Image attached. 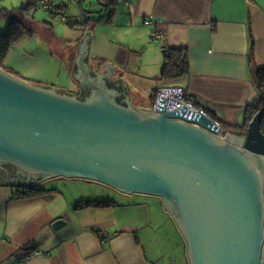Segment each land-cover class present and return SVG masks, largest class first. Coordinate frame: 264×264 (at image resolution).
Returning a JSON list of instances; mask_svg holds the SVG:
<instances>
[{"label":"water","instance_id":"obj_1","mask_svg":"<svg viewBox=\"0 0 264 264\" xmlns=\"http://www.w3.org/2000/svg\"><path fill=\"white\" fill-rule=\"evenodd\" d=\"M92 37L82 39L72 73L94 94L84 99L0 68V164L42 182L81 179L161 199L188 264H264L262 113L230 134L185 106L166 111L163 96L154 109L136 108L124 80L90 70Z\"/></svg>","mask_w":264,"mask_h":264},{"label":"crops","instance_id":"obj_2","mask_svg":"<svg viewBox=\"0 0 264 264\" xmlns=\"http://www.w3.org/2000/svg\"><path fill=\"white\" fill-rule=\"evenodd\" d=\"M82 1L74 11L63 0L59 3L68 19L80 22L88 18ZM114 16L111 24L69 29L67 40L57 33L41 36L44 48L51 52L54 74L66 76L59 82L55 76L48 87L80 98L94 95L85 83L82 89L72 74L81 41L93 32L90 70L112 81L124 80L132 106L151 110L158 90L174 86L195 97L198 106L222 124H243L245 109L258 95L254 72L264 69V0H129ZM46 23L56 32L54 24ZM30 24L34 33L36 21ZM153 32L166 38L154 42L162 53L152 45ZM35 38L21 39L18 59L29 54ZM163 47L188 49L191 74L175 85L160 81ZM149 52L160 57L154 77L143 63ZM132 64L139 68L132 71ZM18 187L0 181V264H188L181 232L177 229L182 239L177 243V232L167 220L169 212L157 197L118 192L125 201L110 200L108 207H77L82 200L77 204L66 200L58 189L25 197ZM57 219L66 224L53 229ZM36 252L43 255L30 259Z\"/></svg>","mask_w":264,"mask_h":264},{"label":"rangeland","instance_id":"obj_3","mask_svg":"<svg viewBox=\"0 0 264 264\" xmlns=\"http://www.w3.org/2000/svg\"><path fill=\"white\" fill-rule=\"evenodd\" d=\"M60 1V0H59ZM58 1V2H59ZM29 2L28 0H0V11H4L6 9L8 10H13V9H18L23 6V4H27ZM63 2L70 7V11H74L75 8H79V2L78 0H63ZM82 5L85 6V10L88 11V13L93 12L92 16H95L94 12L100 11V7L96 4L95 0H83ZM69 14V13H68ZM1 15V14H0ZM31 15L32 19L35 20V29L34 33L35 35H32V38L36 37L35 39H32L30 42L29 46V54L25 55L23 60L18 59L17 57L20 53L19 49L20 48V41L16 44L17 47L12 51L9 55V60H6L5 65L6 67L10 68V66L15 71V73L18 74V76L26 81H29L32 84H37L43 87H47L48 85H51L53 81H55V76L58 79L57 82L59 81H64L63 79L66 78L65 74L63 77H59V74L56 72L55 68H53L50 65V60H49V54L51 56V52L46 50L44 47V44L41 43L42 38H47L51 37L53 33H57L60 39L67 40V37L69 36L70 33L68 30H72L73 28L67 26L62 22V19L59 17H53V15L47 13L44 10H35L33 8L31 10ZM34 17V18H33ZM6 17L0 16V32L6 33L3 31V27L6 25H9V22H6L5 20ZM47 22L52 23L55 25L54 29L56 32H52L50 28H52L50 25H47ZM30 28L32 29V26L30 23H28ZM44 28H43V26ZM42 27V28H41ZM46 27H49L47 29ZM153 47L155 46L160 50V44L159 43H153ZM50 52V53H49ZM54 52V51H53ZM162 53V51L160 50ZM160 53V54H161ZM69 57V54L66 55ZM20 58V57H19ZM9 63H8V62ZM160 61L159 55L154 52H149L146 55V58L144 59V67L148 66L147 73L150 74L152 77L155 76V74L158 73V63ZM139 68V64L135 66V64H132L131 69ZM177 84L176 82L174 83H167V85H175ZM168 87H174V86H168ZM164 88V87H163ZM156 107V106H155ZM154 109V108H153ZM43 183V182H42ZM43 189H58L59 191L62 192L64 198L66 200H74L75 204H77L78 201L80 200H89V199H101V197L104 200H117L120 202L125 201L126 198L122 197V195H119L118 191H116L114 188H111L110 186H107L102 183H96L93 181H84L81 179H76V180H52L50 182L44 183L42 185ZM169 214V213H168ZM167 216V215H166ZM170 216V214H169ZM167 216L168 222L173 226V232H177V243L181 242L182 239L180 236L179 231L177 230L178 226L174 220L171 219V216ZM170 226V225H169ZM175 226V227H174ZM171 227V226H170Z\"/></svg>","mask_w":264,"mask_h":264},{"label":"trees","instance_id":"obj_4","mask_svg":"<svg viewBox=\"0 0 264 264\" xmlns=\"http://www.w3.org/2000/svg\"><path fill=\"white\" fill-rule=\"evenodd\" d=\"M129 0H95L96 4L100 7V11L94 12L95 16H92L93 12L87 13L88 18L85 21L74 22L68 20L67 25L71 28H92L93 24H111L116 10L122 5V2ZM35 8L33 0L27 2V4L15 10L0 11V16L8 18L9 26L6 33L0 32V68L9 74H13L19 77L14 70L7 68L5 62L9 51L13 45H16L25 36L31 37L34 33L29 24L32 19L31 10ZM92 19L94 21H92ZM92 21V23H91ZM164 64L160 70V81L164 83H174L180 81L182 78L190 76V65L188 61V49L183 47H167L163 51ZM20 78V77H19ZM254 82L257 87V97L253 103L248 105L244 111L243 124H223L225 131L243 133L247 131L249 124L255 119V116L261 112V130L264 134V69H256L254 72ZM158 94V93H157ZM157 100V96L155 97ZM157 102V101H156ZM198 105V103H197ZM207 112V111H206ZM208 113V112H207ZM208 115L216 120L214 116ZM217 121V120H216ZM221 123V122H220ZM18 193L25 197H35L40 194L46 193L47 190L41 186H28V188L18 189ZM113 201L101 199H89L82 200L78 203L77 207H101L112 206Z\"/></svg>","mask_w":264,"mask_h":264},{"label":"built area","instance_id":"obj_5","mask_svg":"<svg viewBox=\"0 0 264 264\" xmlns=\"http://www.w3.org/2000/svg\"><path fill=\"white\" fill-rule=\"evenodd\" d=\"M33 2L37 10H44L53 16L59 17L60 19H62V21L68 22L69 19L66 16V12L63 9V7H61L58 0H33ZM150 39L151 42L154 43V42H165L166 38L162 33L153 32ZM163 49L165 50L166 47H163ZM161 96L169 99L165 107L166 111H174L176 109L185 106L186 108L196 111L203 116L206 115L209 116L208 113L205 111V109H202L197 105L196 98L189 96L188 93H186L182 88H176V87L160 88L157 94V99H158L157 103L159 102ZM42 255H43L42 252H36L30 256V259L37 258Z\"/></svg>","mask_w":264,"mask_h":264},{"label":"flooded vegetation","instance_id":"obj_6","mask_svg":"<svg viewBox=\"0 0 264 264\" xmlns=\"http://www.w3.org/2000/svg\"><path fill=\"white\" fill-rule=\"evenodd\" d=\"M87 96L82 97L81 99H84ZM158 101V99H157ZM157 104V103H156ZM156 106V105H155ZM42 179H44L42 176H29L28 174H24L21 172L19 169L16 167H13L9 164H0V181L3 182L5 181L6 183H11V184H17L19 186H24L27 185V183L32 184L34 182H39L41 181L37 187H42L44 183L50 182L55 179L47 180L42 183ZM56 180H67V179H56Z\"/></svg>","mask_w":264,"mask_h":264}]
</instances>
